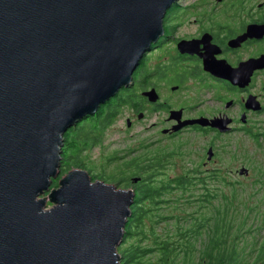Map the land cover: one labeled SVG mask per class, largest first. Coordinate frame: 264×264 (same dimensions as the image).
<instances>
[{"label": "water", "instance_id": "water-1", "mask_svg": "<svg viewBox=\"0 0 264 264\" xmlns=\"http://www.w3.org/2000/svg\"><path fill=\"white\" fill-rule=\"evenodd\" d=\"M176 1L0 0V264H120L135 190L77 168L52 184L65 134L131 85ZM250 77L229 80L246 86ZM178 122L162 133L231 129L217 119Z\"/></svg>", "mask_w": 264, "mask_h": 264}, {"label": "rangeland", "instance_id": "rangeland-1", "mask_svg": "<svg viewBox=\"0 0 264 264\" xmlns=\"http://www.w3.org/2000/svg\"><path fill=\"white\" fill-rule=\"evenodd\" d=\"M198 2L199 0H182L180 5L189 7ZM241 2L242 0H224L223 4L215 3V6L224 8L232 5L237 8ZM124 89L119 92L120 96L126 92ZM130 93H132L131 90ZM114 98L116 96L101 105L98 112L101 113L108 104H115ZM212 98V94L202 96V99L206 100L202 105L203 109L212 106ZM133 104L141 106L143 103L136 98ZM140 111L144 112L142 108ZM144 114L145 117L139 120L138 112L132 105H122L111 124L100 130L96 131L92 128L96 123L90 118V121L86 122L87 125H83L86 126V130L77 133L80 127L74 126L69 129L68 134L66 133L67 143L70 145L74 139H77L81 148L86 147L77 159L82 162L86 170L88 169L87 171H92L90 173L98 177L102 174L103 177L99 180L117 189L133 188L130 180L134 175L128 166L131 158L152 157L160 152L168 154L169 159L165 171L162 172L163 176L159 175L156 180L197 174L211 189L213 197L209 205L213 206L214 216L225 197L237 196L233 235L238 236L239 250L241 248L242 252L245 249V264H254L258 251L264 245V129L251 128L247 131L250 135L239 133L217 136L213 130L208 132L184 130L170 136L162 133L167 128L165 124L152 127L155 121L163 120L165 113L144 112ZM127 118L133 122L131 128L127 127ZM210 143L213 146L209 148ZM208 148H212L214 153L210 162L207 161ZM243 168L249 170L248 176L239 174ZM201 187L199 185L194 190V194H199ZM178 196H180L179 191H173L167 195L173 199V204L166 207L162 214H178L179 211L175 208H179L181 211L187 210L195 216L198 215L199 218H214L209 205L199 204L194 196L188 199L184 197L181 202H178L176 200ZM188 200L194 203L189 204ZM52 206L48 203V207ZM182 215L183 218L187 216L183 211ZM175 222V220L158 219L152 216L151 220L145 222V232L142 235L130 236L123 249L132 245L150 248L155 244L156 237L159 238L158 240L169 238L175 245L170 254L169 264H209L208 260H202L200 255L204 238L192 247L193 245L181 240L176 234ZM160 259L161 253L153 251L144 256L143 262L144 264H161ZM258 264H264V259Z\"/></svg>", "mask_w": 264, "mask_h": 264}, {"label": "flooded vegetation", "instance_id": "flooded-vegetation-1", "mask_svg": "<svg viewBox=\"0 0 264 264\" xmlns=\"http://www.w3.org/2000/svg\"><path fill=\"white\" fill-rule=\"evenodd\" d=\"M181 1L177 0L166 11L163 35L147 49L132 75L128 88L137 118L145 117L144 112H163V120L155 121L152 127L165 124L166 129H171L178 121L207 118L223 121L231 128L221 133L193 125L167 134L170 136L184 130H213L221 136L250 135L247 131L251 128L264 129V32H248L250 27L264 26V0H242L237 8L215 6L224 0H199L189 7H181ZM184 43L192 44L189 50L183 49ZM248 75L251 79L246 86L234 85L229 80L241 76L246 79ZM207 94H212V106L203 109L206 100L202 96ZM136 98L143 103L141 106L133 104ZM96 114L86 117L75 128L90 121V117L101 121L102 117ZM212 146L210 143L209 148Z\"/></svg>", "mask_w": 264, "mask_h": 264}, {"label": "trees", "instance_id": "trees-1", "mask_svg": "<svg viewBox=\"0 0 264 264\" xmlns=\"http://www.w3.org/2000/svg\"><path fill=\"white\" fill-rule=\"evenodd\" d=\"M125 90V95L120 96V94H118L116 96L117 99L114 98L115 104H109V107H105L101 113L99 112L100 114L98 113L99 117H102L101 121L98 117H90L92 121L96 123V125L92 127L94 130L97 131L98 126H101V129L104 126L110 125L117 115L119 107L130 104L131 89L128 88ZM84 124L87 125L86 121L78 126L80 128L77 133L86 130V126H83ZM67 134L64 136L65 145L62 149L63 161L61 162L60 176L58 179L53 180L52 187H59V179L76 167L77 169L85 170L93 181L102 179V174L99 177L91 174L92 171H87L88 169L86 170L82 162L77 159V156L81 154L86 147L81 148L77 139H74L71 144L68 145L66 139ZM167 155L166 153L157 152L152 157L142 159L131 158L128 163L129 168L132 170V174L134 177H139L140 181L134 184L130 180L135 190V200L119 250L121 258L120 264H144V256L147 253L151 254L153 251L161 253V264H169L170 254L172 253V248L175 246L169 238L158 240L159 238L156 237L155 244L150 248L132 245L123 249L130 236L142 235V233L145 232V222L151 220L152 216L158 219L175 220L176 234L181 240H185L189 245H193L192 247H194L197 241L204 238L200 255L202 260H208L209 264H245V249L242 252L240 251L241 248L239 250L237 241L238 236L234 237L233 235L237 196L233 195L231 198L225 197L224 201L219 204L214 216L213 206L209 205L213 197L211 189L208 187L206 181H201V178H199L197 174L194 176H192L193 174H185L176 176L173 179L168 177V179L160 178L156 180V177L159 175L163 176L162 172L165 171V166L169 159ZM158 172L159 174H157ZM199 185L202 186L201 192L199 194H194V190L198 188ZM173 191L180 192V196L176 198L178 202H181V199H184V197L188 199L194 196L195 201L199 204L209 205L214 218H199L198 215L195 216L187 210H182L183 213L187 215L183 218L182 211L179 210V208H175L176 211H179L178 214H162L161 212L166 209V207L173 204V199L167 197V195ZM188 202L189 204L194 203L189 200ZM202 230L203 232H201ZM263 259L264 245L258 251L257 259H255L256 262L254 264H258Z\"/></svg>", "mask_w": 264, "mask_h": 264}, {"label": "bare ground", "instance_id": "bare-ground-1", "mask_svg": "<svg viewBox=\"0 0 264 264\" xmlns=\"http://www.w3.org/2000/svg\"><path fill=\"white\" fill-rule=\"evenodd\" d=\"M164 25V24H163Z\"/></svg>", "mask_w": 264, "mask_h": 264}]
</instances>
